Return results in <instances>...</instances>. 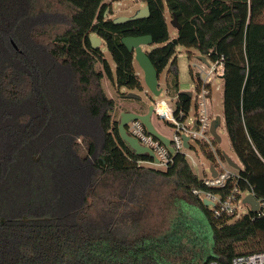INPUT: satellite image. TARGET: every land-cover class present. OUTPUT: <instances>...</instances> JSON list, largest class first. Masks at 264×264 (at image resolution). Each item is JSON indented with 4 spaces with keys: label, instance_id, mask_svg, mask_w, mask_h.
<instances>
[{
    "label": "trees",
    "instance_id": "obj_1",
    "mask_svg": "<svg viewBox=\"0 0 264 264\" xmlns=\"http://www.w3.org/2000/svg\"><path fill=\"white\" fill-rule=\"evenodd\" d=\"M145 1L148 18L115 24L104 18L105 0H0V264H230L264 251V215L216 217L194 194L208 188L183 153L165 169L139 164L152 157L121 138L103 84L107 77L143 90L122 38L151 34L148 55L159 75L166 70L167 95L187 111L176 47L223 57L224 124L242 166L237 186L263 199L264 0ZM166 8L181 24L174 37ZM92 35L106 43L115 71ZM160 179L181 194L179 215L159 235L123 228L138 190Z\"/></svg>",
    "mask_w": 264,
    "mask_h": 264
},
{
    "label": "rangeland",
    "instance_id": "obj_2",
    "mask_svg": "<svg viewBox=\"0 0 264 264\" xmlns=\"http://www.w3.org/2000/svg\"><path fill=\"white\" fill-rule=\"evenodd\" d=\"M109 5V11L106 18L113 19L115 17L125 15L131 16L135 14L139 9L147 5L145 0H105ZM107 8V9H108ZM106 9V11H107ZM105 11V12H106ZM105 14V13H104ZM165 16L168 24V29L171 37L176 35L177 29L172 25V15L169 10L165 9ZM153 46H146V50L149 51ZM104 52L105 57L109 61L113 71H115V63L111 57L110 52L106 47V43L103 41L100 46ZM201 54L195 48H186L184 46L178 45L176 47L175 56L177 59L178 71H179V87L181 91L194 92L195 82L193 81L190 73V69L193 72L205 76L202 71L203 65H210V60L206 64L199 59ZM98 68H101L98 65ZM135 70L138 73L143 90L138 89H128V88H118L114 83L108 80L107 77L104 78L103 84L107 93L114 99L116 108L114 110V118L120 120L121 114L124 111L131 109L141 110L143 113L148 111L149 105L157 100H164L171 102L172 98L167 95L166 91V71L160 74V85L162 87V92L159 96H154L151 91L147 88L144 82V73L140 68L138 63L135 61ZM129 92L136 93L140 96V101L136 99L128 98L125 95ZM142 104L146 105V109H142ZM210 111L221 118V124L218 126L217 132L221 137V142L217 143L216 148L220 154L226 153L229 155L234 162H236L240 167L241 163L236 157L232 145L229 141V137L226 132L224 124V109H223V91H222V78L219 76H214L212 81V98ZM194 115L193 104L190 110V116ZM151 121L155 129L166 137H171L173 130L170 125L167 124L163 119H160L156 113H152ZM198 156L191 154L187 156L190 166L193 172L198 176V178H203V170H208L212 165V161L206 157L202 152H198ZM155 167V166H154ZM162 169V167H156ZM181 194L174 189L172 184L165 182V180H158L155 185L149 188H144L138 190L135 195V201L133 204L124 210L121 219V226L123 228H135L138 234L150 233L153 235H159L164 233L171 223V220L179 215V208H181L178 197ZM178 196V197H177ZM5 237L1 238L4 241Z\"/></svg>",
    "mask_w": 264,
    "mask_h": 264
},
{
    "label": "built area",
    "instance_id": "obj_3",
    "mask_svg": "<svg viewBox=\"0 0 264 264\" xmlns=\"http://www.w3.org/2000/svg\"><path fill=\"white\" fill-rule=\"evenodd\" d=\"M223 59V57L216 61L208 59L210 60V65H207V67L203 65L202 71L205 76L199 75L200 84H195V90L192 92L191 103L187 111L182 108L177 109L176 100L173 98L171 102L160 99L153 103L154 113L169 124L173 130L171 137H168L171 140L169 145L149 133L140 120L130 121L127 125V130L143 146L154 152L152 161L141 160L139 162V164L146 166L165 169L173 163L174 156L177 153H183L186 158L191 154L199 157L198 152L203 153L201 145H204L214 156L211 160L213 162L211 166H214L216 174L213 175L211 166L208 170H203L204 175L201 179L208 189L194 190L193 192L203 201L208 200L210 202L208 207L211 208L216 217H240L248 209H251V206L243 201L244 197L248 193L253 195L254 193L251 189L243 192L238 188L237 184L240 181L239 171L242 166L240 169H236L225 160L224 156L217 150L216 145L218 142L211 133L212 122L217 118L210 111L212 81L214 76L221 77L223 75ZM192 104L194 115L191 117ZM184 137L188 138V147L184 145ZM212 189H218L220 192H213ZM257 200L260 203V208L256 213L264 215V198ZM207 264L226 263L219 260H210ZM230 264H264V251L236 256Z\"/></svg>",
    "mask_w": 264,
    "mask_h": 264
},
{
    "label": "water",
    "instance_id": "obj_4",
    "mask_svg": "<svg viewBox=\"0 0 264 264\" xmlns=\"http://www.w3.org/2000/svg\"><path fill=\"white\" fill-rule=\"evenodd\" d=\"M109 8L105 12V15L108 14ZM150 16V9L148 5H145L143 8L139 9L135 14L131 16L121 15L118 17L113 18V22L115 24H123L129 21L145 19ZM172 25L179 30L181 28V24L176 15L172 17ZM90 41L93 48H100L102 45L103 40L97 36L92 35L90 36ZM122 43L126 46V48L134 53V59L143 70L144 73V82L149 91L154 96H159L162 92V87L160 85V75L154 66L153 62L151 61L148 51L146 50V46H153L154 40L151 34H144L138 36H124L122 38ZM199 59L205 63H208V59L206 56H199ZM189 96H192V92L184 91ZM128 98L132 99H139L140 96L136 93L129 92L125 95ZM154 112V106L151 104L148 107V111L146 113H140L136 111H124L121 114V118L119 120V133L121 138L125 141V143L138 155H148L150 157H154V152L146 146H143L139 140L132 135L129 134L127 130V125L132 120H140L147 131L157 137L158 139L162 140L166 145L170 144V139L166 136L160 134L152 124L151 115ZM221 124V118L218 116L216 119L213 120L211 125V133L213 134L216 141L219 143L221 142V137L217 132L218 126ZM184 145L188 147V138L184 137ZM225 160L234 168L240 169L241 167L233 161V159L227 155L226 153L223 154ZM211 171L213 175L216 174L214 166H211ZM243 201L248 203L251 206V211L257 212L260 208L259 201L255 198L252 193L246 194ZM204 205L208 206L210 202L208 200L203 201Z\"/></svg>",
    "mask_w": 264,
    "mask_h": 264
},
{
    "label": "crops",
    "instance_id": "obj_5",
    "mask_svg": "<svg viewBox=\"0 0 264 264\" xmlns=\"http://www.w3.org/2000/svg\"><path fill=\"white\" fill-rule=\"evenodd\" d=\"M166 71V70H165ZM161 75H162V73H161ZM164 78H166V76L164 77ZM160 81V80H159ZM181 90V89H180ZM128 111H136V112H138L137 110H134V109H131V110H128ZM218 117V116H217ZM164 136V135H163Z\"/></svg>",
    "mask_w": 264,
    "mask_h": 264
},
{
    "label": "flooded vegetation",
    "instance_id": "obj_6",
    "mask_svg": "<svg viewBox=\"0 0 264 264\" xmlns=\"http://www.w3.org/2000/svg\"><path fill=\"white\" fill-rule=\"evenodd\" d=\"M107 15L104 14V18H106Z\"/></svg>",
    "mask_w": 264,
    "mask_h": 264
}]
</instances>
